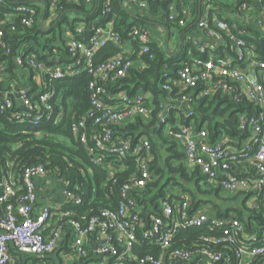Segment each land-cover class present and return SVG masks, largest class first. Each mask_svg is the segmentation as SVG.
Segmentation results:
<instances>
[{"label":"built area","instance_id":"1","mask_svg":"<svg viewBox=\"0 0 264 264\" xmlns=\"http://www.w3.org/2000/svg\"><path fill=\"white\" fill-rule=\"evenodd\" d=\"M3 1L0 0V3ZM59 1L43 0L55 11ZM170 1L168 19L178 21L185 28L196 15L193 7L196 0H192V4L189 3L190 0H181L179 3L178 0ZM85 2L96 6L100 4L103 16L112 11L113 0ZM129 2L142 9L148 8L146 0ZM202 4L205 12L202 16L201 11L197 26L210 38H221V33L228 32L235 43V54L233 57L219 56L214 54L217 47L202 43L199 47L201 55L192 56L185 61L176 78L169 66H165L161 76L162 90L172 93L175 89L193 91L200 88L197 95L194 94L196 98L212 97L217 93L238 101L244 97L259 111L255 114L247 111L239 114L238 127L244 134L249 133V136L221 134L218 140L213 141L206 127L197 129L187 125L172 126L169 119L171 109L176 105L173 103L177 99L169 97L160 104L162 113L158 126H167L170 137L184 144L185 158L190 166L200 167L208 179L228 196L249 194V205L260 210L264 203V57L256 54L251 62L254 72L249 71L247 63L253 44L250 45L244 38L248 33L246 29L217 18V32L209 25V13L215 7L213 0H203ZM244 7L249 9L246 4ZM17 11L23 12L24 25H35L37 9L34 6L20 4ZM257 26L264 31V18L258 20ZM10 30L16 31V27L12 26ZM92 31L93 34L86 39L80 38L85 32L84 24H79L75 32H67L69 62H62L61 52L56 48L50 55L49 62L40 59L36 53L19 54L15 57L18 66H28L35 72V76L40 77L39 85L46 91H40L34 99L29 96V89H21L16 100L19 103L22 101L20 104L23 109L13 115L33 126L40 125L46 114L51 116L55 110L50 103L55 92L53 89L49 90L53 80L87 72L91 76L88 86L91 92V109L83 118L73 123V130L96 162H104L105 152L115 154L124 161L133 156L135 172L123 186L122 200L117 208H103L85 219L75 218L73 211L67 208L69 204H81L83 195L71 190L66 180L52 177L45 165L28 166L20 179L13 172L3 174L0 169V264L11 262L12 244L30 255L46 256L53 253L63 242L67 231L72 236L69 244L71 254L79 258H101L104 260L101 264H177L193 261L194 264H234L233 258L237 260V264H264V231H248L246 224L235 216L226 218L212 215L211 207L202 206L194 211L191 197L187 193L177 192L180 199L161 200L158 212L150 214L149 220L146 218L133 191L144 188L152 179L148 156L152 150L151 142L147 138L135 143L130 138H116L114 131L117 125L137 116L151 118L154 94L142 90L132 95L124 91L115 93L112 87L118 80L128 77L133 68L144 69L148 59H154L151 43L158 40L151 28L135 26L129 32L126 50L98 62L96 57L101 48L109 44L120 47L124 42L121 33L115 29L114 20L107 25L93 26ZM5 35L4 21L0 20V39ZM190 40L191 37L187 36L185 43ZM133 42H137V45L130 46ZM0 96L1 113L15 107V101L9 92L0 90ZM192 101V95L185 94L181 98V103L185 102L187 106ZM184 112L190 118L195 114L188 109ZM63 116L61 111L56 119L59 121ZM87 117L94 119L95 127L92 131L89 130ZM97 151L104 152L99 154ZM241 164H244L245 175L236 172ZM105 167L113 176L118 171L126 170L128 165L122 161L116 167L110 162ZM49 176L54 179V184L57 185L55 190L59 188L63 199L55 208L50 205L38 207V181H46ZM197 227H206L211 231V235L202 237L214 246H205L195 251L186 248L172 249L181 228ZM140 232L142 238L162 249L159 256L148 254L139 258L135 255L134 248L142 241Z\"/></svg>","mask_w":264,"mask_h":264},{"label":"trees","instance_id":"2","mask_svg":"<svg viewBox=\"0 0 264 264\" xmlns=\"http://www.w3.org/2000/svg\"><path fill=\"white\" fill-rule=\"evenodd\" d=\"M148 8L144 11L142 19H135L130 23V13L124 9L119 0H113L112 11L107 16L101 15V5L86 3L85 0L73 2L71 0H60L56 9L57 17L52 20L49 30L41 27V21L50 15L49 4L43 0H4L0 3V20L4 21L6 31L5 37L0 39V90L6 91L4 75L8 73L9 80H15L16 91L9 90L10 96L15 101V107L5 113L0 112V169L3 174L13 172L17 179L21 178L24 170L31 165L43 164L50 171L55 179H64L69 183V188L75 193L83 195V202L79 205H67L72 210L75 218L89 219L91 216L99 213L103 208H117L122 200L121 190L123 186L130 181L135 172V160L129 156L125 161L115 154L105 152L103 163L95 161L94 157L88 152L87 147L83 144L73 130V123L83 118L91 109V92L88 88L91 76L87 72H81L76 76H66L62 79L53 80L50 89L55 94L50 103L54 107V113L51 116L44 117L38 126H33L28 121H20L14 117V113L23 109V106L16 100V96L21 89H29V96L36 99L39 92L46 91L35 81V72L28 66L20 67L15 62V57L19 54L30 55L36 53L40 59L49 62L50 55L54 48L58 49L62 57V62H69L70 56L67 50V32L76 31L79 24L85 25V32L80 38H88L93 34L92 27L96 25H107L114 20V26L121 33L123 42L130 39L129 32L135 26H146L147 20H154L169 28L171 35L180 34L187 30L190 24L184 28L178 21L168 19L170 0H146ZM181 0H178V3ZM214 8L211 9L209 16V25L212 29L219 31L213 20V14H219V18L228 23H241L242 21L236 14L230 15L229 11L236 13L239 11L242 2H254L257 7L264 4V0H213ZM191 3V2H189ZM20 4L34 6L37 9L36 23L30 27L22 23L23 12L17 11ZM192 4V3H191ZM46 6V7H45ZM193 6V5H192ZM195 14H198L196 6ZM223 13H219L218 9ZM202 16L204 15V5H202ZM71 14H75L71 17ZM248 32L244 38L251 45L256 46V51L264 57V31L258 26L242 22ZM15 26L16 31H11ZM65 27L66 33L57 32L58 28ZM46 28V27H45ZM194 29V28H192ZM188 29L187 32L192 30ZM252 34V35H250ZM4 43V44H3ZM137 45V42H134ZM152 52L155 54L154 59H148L147 66L144 69L135 67L130 71L128 77L118 80L112 87L115 93L124 91L132 95L140 90L151 91L154 94L153 114L151 118L137 116L115 127V137L120 139L130 138L133 142L139 141L140 137L148 134L152 144V160L150 170L152 179L142 188L133 191V196L138 204L143 208L144 215H150L158 212L161 200L180 199L176 188L181 187L182 193H187L191 197L192 209L196 211L202 206L210 205L212 215L217 217L235 216L242 220L250 232L264 231V203L261 209L257 210L249 205V194L237 193L232 196H226L220 187L209 186L208 177L200 170V167L189 168L183 161L186 157L184 151L178 150L179 141L171 140L163 134L164 127L158 126L161 102L167 101L169 97L177 99L171 109L170 124L176 126V117L179 115L183 121L190 124L195 120L197 129L206 127L213 141L219 139L221 134L229 136L244 134L238 127L239 114L249 112L255 114L258 108L247 99L242 97L239 101L217 93L212 97L196 98L197 91L200 90H181L175 89L172 93L162 90L161 76L168 65L170 72L176 78L178 70L184 62L192 56H199L201 53L195 48L192 42L185 43L181 52L173 57H169L165 52V46L158 41L151 43ZM224 47H217L216 54L224 56ZM228 52L232 55L233 51L227 47ZM121 51V48L115 44H109L101 48L96 60H106ZM6 66L3 69V66ZM29 76L28 85L23 84L20 79L21 74ZM17 78V79H15ZM14 85V86H15ZM11 87H9L10 89ZM31 88V90H30ZM8 92V91H7ZM192 95L193 101L187 106V103H181L183 95ZM2 97L0 96V102ZM193 110V117L184 114L185 110ZM64 116L59 121L56 119L59 112ZM89 130L95 127L94 119L87 117ZM157 129V135L162 138L166 155L158 153L157 144L153 139L152 133ZM101 154L104 151H97ZM127 160V161H126ZM128 165L126 170L116 172L113 176L105 164L112 162L119 167L121 162ZM243 165L237 167L236 172L239 175H245ZM61 187V185H59ZM84 222V219H82ZM211 231L206 227L181 228L175 237L174 248H186L197 250L203 247H212L202 237L211 235ZM142 238V232L139 233ZM69 247V246H68ZM12 260L9 264H25L24 262L30 256L36 264H42L43 259L37 255H30L20 251L15 245L10 247ZM171 249V250H172ZM134 253L139 258L148 254L159 256L162 249L149 243L147 239L142 238L141 244L134 248ZM91 256L82 258V264H88ZM234 264L237 260L233 258ZM193 261L190 264H194ZM255 264V263H252Z\"/></svg>","mask_w":264,"mask_h":264},{"label":"crops","instance_id":"3","mask_svg":"<svg viewBox=\"0 0 264 264\" xmlns=\"http://www.w3.org/2000/svg\"><path fill=\"white\" fill-rule=\"evenodd\" d=\"M191 1L192 0H190V2ZM260 2H262V0H260ZM244 4L248 5L249 9H246L245 8L246 6L244 7ZM202 5H204V4L201 3V6ZM124 6L126 7L125 9L132 16V17L129 18V22L130 23L135 22V19H139L140 20L144 16V11H145L146 8L145 9L139 8L135 4L130 3L129 0H128V3L126 2V4ZM195 6H196V9L198 10V14H199V8H200L199 0H196ZM216 9H218V8H216ZM218 11H219V13H223L222 10L218 9ZM203 12H205V8H204ZM198 14L195 15L194 18L189 20V22H192V21L193 22L190 24L188 29H190V28L191 29L194 28V29H192L190 32H187L188 29L185 30V34L183 35V37L185 36V39H186L187 36H190L191 37L190 42L193 43V45L195 46V48L198 51H199V49H200L199 47H200V45L202 43L203 44H208V45H211V46H214V47H218V48H220L222 46V47H224L223 48L224 49V53H225L224 56L227 57L229 55V56L233 57L234 54H235V43L231 39V37L228 34V32L221 33L222 34L221 38H210L197 25H195L194 27H191V25L196 20ZM228 14H230V15L236 14V16L242 22L251 23V24H254V25L257 26L258 20L260 18H262V19L264 18V4L261 3V6L257 7L254 4V2H251V3L242 2V4L240 5V8H239V11H237L236 13H233V12L229 11ZM209 15H210V13H209ZM217 18H219V14H215L214 13L213 14L214 23H216L215 21H216ZM242 22L241 23L236 22V24L237 25H243ZM162 25L163 24H160V23H158V22H156L154 20H147V25L146 26L152 29V33H153L154 37L156 38V40H158L160 44L164 43L163 45L165 46L168 32L162 27ZM169 33H170V30H169ZM179 35L180 34H176V35L172 34L171 35V33H170V44H169V47H170V51L171 52H175L178 49V46H179ZM250 35H252V34H250ZM171 41H173V43H171ZM127 43H128V41H125L123 43V45L120 46L121 50H126ZM132 45H134V42L130 46H132ZM227 47H230L231 50L233 51L232 55L228 52V49H226ZM215 51H217V48L215 49ZM214 54H216V52H214ZM256 54H260V53H258L256 51V47H255V45H253V46L250 47V56L248 58V63H247L248 70L252 71V72H254V67H253V65L251 66V62L256 57ZM5 68H6V66L4 65L3 69H5ZM18 74H21L20 79L22 80L23 84H27L28 85L29 76H27L25 74H22V73H18ZM8 78H9V76H8V73H7L3 77V79H4L3 81H5L6 91H8V92H10L9 90H11L12 92L16 91L15 83H18V82H15V80L8 81L9 80ZM15 79H17V78H15ZM35 81L39 85L41 83L40 77L39 76H35ZM9 87H11V88L9 89ZM184 114L186 115V113H184ZM186 116L189 119V116L188 115H186ZM195 124H196L195 120H191L190 124L188 125L187 123H185L183 121V118L181 116L178 115L176 117V126L187 125V126H190V127H194V126L197 127ZM157 129H158V127H156L154 129L153 133H152L153 139L157 142V144H159L162 147H164L162 145L163 144L162 138H160L157 135ZM166 137H169V139L174 140L173 138L170 137L168 131H167ZM143 138L149 139L148 134L146 133V134L142 135L139 140H141ZM178 146H179L178 150H182L185 153L184 144L181 141H179ZM148 154H149L148 156H149V159H150V162H151V160H152V150ZM183 161L185 162V164L189 168H193L186 161V158H184ZM241 165H243V168H244V164H241ZM208 181H209V186L215 185L210 179H208ZM54 183H55L54 179L52 177H50V176L46 178V181H44V180L43 181L42 180L38 181V195H39L38 202H37L38 207H43V206H46V205H50V206L55 208V207H58L60 205V203H61V201L63 199V196H62V193L59 191V188L57 190H55V188H57V185H55ZM176 189H177L176 192H180V193L182 192V189H181L180 186L177 187ZM232 195H234V194H232ZM232 195H229V196H232ZM207 207H210V205H207ZM71 241H72V236L67 231V232L64 233L63 242H61V244L59 245V248L55 252L50 253V254H48L46 256H38V258L44 260L42 262V264H82L83 263V262H81L82 258H79V257L74 256V255L71 256V257L67 256V254H70L68 246H69V244H71ZM102 261H104V260L101 259V258L92 257L90 259V261H88V264H101ZM24 263L25 264H36L34 259H33V256H30V260L28 258ZM190 263H192V262H190ZM190 263L178 262L177 264H190Z\"/></svg>","mask_w":264,"mask_h":264},{"label":"water","instance_id":"4","mask_svg":"<svg viewBox=\"0 0 264 264\" xmlns=\"http://www.w3.org/2000/svg\"><path fill=\"white\" fill-rule=\"evenodd\" d=\"M119 2H120V5L125 9L126 7L124 6L123 0H119ZM201 3H202V0H199V5H200L199 14H198L196 20L194 21V23L191 25V27H194L195 25H197L198 21L201 18ZM41 27L43 29H45V30H49V28H45L44 27V17H43L42 22H41ZM162 27L168 32V34H167V40H166V45H165V52H166V54L169 57H173V56L178 55L181 52V49H182V45H183V35L185 34V31H183L179 35V46H178V49L175 52H171L170 51V47H169V44H170L169 28L166 27L165 25H162ZM249 77H250V79H252V76L251 75ZM20 103L22 104V101H20ZM146 218L149 220V215L148 214L146 215Z\"/></svg>","mask_w":264,"mask_h":264},{"label":"rangeland","instance_id":"5","mask_svg":"<svg viewBox=\"0 0 264 264\" xmlns=\"http://www.w3.org/2000/svg\"><path fill=\"white\" fill-rule=\"evenodd\" d=\"M126 2L128 3V0H123V3H124V5L126 4ZM57 15H58V13L54 10V9H50V15L46 18V20H45V27L46 28H49V26H50V23L52 22V20L54 19V18H56L57 17ZM71 17H74L75 16V14H71L70 15ZM68 29H66L65 27H62V28H58L57 29V32L58 33H60V32H64V33H66V31H67ZM171 43H173V41H171ZM167 131H168V127L166 126V127H164V130H163V134L166 136L167 135ZM164 147H162L161 149L158 147V153L160 154V155H162V156H164V155H166V151H165V149H163ZM225 194V193H224ZM227 195L225 194V197H226ZM67 256H69V257H71V256H73V254H67Z\"/></svg>","mask_w":264,"mask_h":264}]
</instances>
